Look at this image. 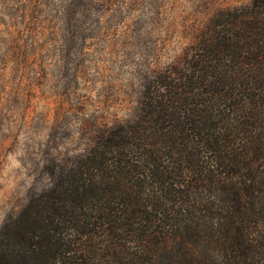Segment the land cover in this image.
<instances>
[{
    "label": "trees",
    "instance_id": "obj_1",
    "mask_svg": "<svg viewBox=\"0 0 264 264\" xmlns=\"http://www.w3.org/2000/svg\"><path fill=\"white\" fill-rule=\"evenodd\" d=\"M185 55L0 225V264H264V0Z\"/></svg>",
    "mask_w": 264,
    "mask_h": 264
},
{
    "label": "rangeland",
    "instance_id": "obj_2",
    "mask_svg": "<svg viewBox=\"0 0 264 264\" xmlns=\"http://www.w3.org/2000/svg\"><path fill=\"white\" fill-rule=\"evenodd\" d=\"M252 0H0V225L134 116L219 8Z\"/></svg>",
    "mask_w": 264,
    "mask_h": 264
}]
</instances>
